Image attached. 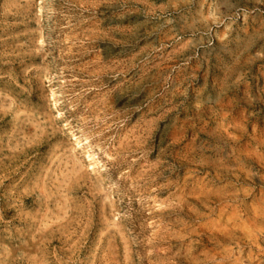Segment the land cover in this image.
<instances>
[{
  "label": "rangeland",
  "instance_id": "1",
  "mask_svg": "<svg viewBox=\"0 0 264 264\" xmlns=\"http://www.w3.org/2000/svg\"><path fill=\"white\" fill-rule=\"evenodd\" d=\"M0 264H264V0H0Z\"/></svg>",
  "mask_w": 264,
  "mask_h": 264
},
{
  "label": "bare ground",
  "instance_id": "2",
  "mask_svg": "<svg viewBox=\"0 0 264 264\" xmlns=\"http://www.w3.org/2000/svg\"><path fill=\"white\" fill-rule=\"evenodd\" d=\"M199 3H200V2H199ZM201 3H202V2H201ZM200 7H201V6H200ZM210 7H211V6H210ZM210 7H209V8H210ZM180 8H181V7H180ZM195 9H196V8H195ZM198 9H199V7H198ZM160 10H163V8H161ZM176 10H177V9H176ZM196 11H197V10H196ZM201 11H203V10H201ZM191 15H192V14H191Z\"/></svg>",
  "mask_w": 264,
  "mask_h": 264
}]
</instances>
